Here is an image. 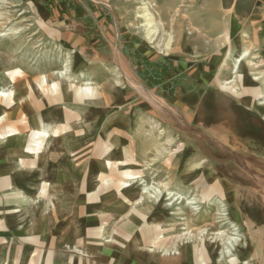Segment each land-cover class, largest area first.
<instances>
[{
	"label": "rangeland",
	"instance_id": "1",
	"mask_svg": "<svg viewBox=\"0 0 264 264\" xmlns=\"http://www.w3.org/2000/svg\"><path fill=\"white\" fill-rule=\"evenodd\" d=\"M47 1L53 10H47L45 0H0V85L7 82L6 76L8 82L15 80L11 73L16 69L35 76L56 72L61 75L55 74L57 80L80 84L86 80L81 74L86 56L102 52L117 38L130 78L123 73L115 77L120 87H138L137 101L134 108H116L119 122L107 125L129 132L126 141L146 148L144 170L137 171V179L143 178L151 194L160 190L166 246L196 241L204 264L208 255L216 264H264V123L248 124L242 110L246 107L264 118V104H257L264 99L249 89L263 86L264 78H251L264 72V32L259 42L242 43L250 51L235 72L234 58L242 46L236 49L225 37L215 36L223 28L209 24V19L218 14L191 0ZM149 17L162 23L163 33H183L184 51L194 55L185 53L182 61L193 62L194 73L177 72L176 58L164 53L145 60L143 55L156 44L147 35ZM74 31L86 32V47L69 37ZM90 65L95 71L102 64ZM94 76L112 75L96 70ZM191 89L201 97L200 104L193 106L195 98L182 93ZM110 93L106 90L105 96ZM156 205L152 201V207ZM232 234L240 240L232 255H223L225 238Z\"/></svg>",
	"mask_w": 264,
	"mask_h": 264
},
{
	"label": "crops",
	"instance_id": "2",
	"mask_svg": "<svg viewBox=\"0 0 264 264\" xmlns=\"http://www.w3.org/2000/svg\"><path fill=\"white\" fill-rule=\"evenodd\" d=\"M45 2L47 10H53ZM191 4L218 14L209 19V24L223 28L214 35L234 48L260 41L264 9L257 0ZM146 24L149 41L156 44L143 55L145 60L164 53L176 58L177 72L194 73L196 65L182 61L185 53L194 55L184 51L183 33H163L156 18L149 17ZM101 25L105 30L106 24ZM114 26L118 35L116 22ZM68 34L86 47V32ZM114 45L107 43L102 52L86 56L81 72L86 80L80 84L57 80L55 74L61 75L56 72L35 76L18 69L11 73L15 80L8 82L3 71L7 82L0 85V264H204L196 241L166 246L165 208L146 190L143 178L137 179V171L144 170L146 148L126 141L129 132L107 125L119 122L116 108H134L138 90L120 87L115 75H128L130 68L117 38ZM93 61L102 64L95 71ZM96 70L112 76L95 77ZM85 86L89 89L81 90ZM106 90L111 91L107 96ZM182 93L195 98L193 106L200 104L195 89ZM243 108L245 122L264 123ZM152 201L158 206L152 207ZM206 264L216 263L208 255Z\"/></svg>",
	"mask_w": 264,
	"mask_h": 264
},
{
	"label": "bare ground",
	"instance_id": "3",
	"mask_svg": "<svg viewBox=\"0 0 264 264\" xmlns=\"http://www.w3.org/2000/svg\"><path fill=\"white\" fill-rule=\"evenodd\" d=\"M147 35H149V33L147 34ZM249 55V50H248V48H245V49H243L236 57H235V60H234V67H233V69L235 70V72H237L238 70H239V68H240V65H241V63H242V61L243 60H245L246 58H247V56ZM264 78V72H262V74L261 75H254V76H252V78H251V80L252 81H258V80H260V79H263ZM230 83L231 82H228V81H224V83H223V85H230ZM234 89H236V88H234ZM249 89H251L250 90V93L252 94V95H254V96H256V95H260L261 96V98L262 99H264V81H263V86H262V88H258V91L256 90L257 89V87H253V86H251V87H249ZM236 93L237 94H240V92H237L236 91ZM257 104H260V105H263L264 104V101H260V102H257ZM146 190L149 192V189L148 188H146ZM145 191V190H144ZM150 193V192H149ZM151 194V193H150ZM151 195H153L152 197H154V198H158V196L160 195V190L158 191V193L155 195V194H151ZM166 195H169L168 193H166L165 194V196ZM151 197V196H150ZM195 197V196H194ZM193 197V198H194ZM175 197H173V199H174ZM178 198V197H177ZM137 199V198H136ZM179 199V198H178ZM138 200V199H137ZM189 200V199H188ZM193 200V199H192ZM215 200V199H214ZM213 201V200H212ZM220 201V200H219ZM189 203H190V200H189ZM191 203H193L192 201H191ZM195 203V202H194ZM165 205L166 206H168L169 204H167V203H165ZM212 205V204H211ZM194 206V205H193ZM219 206V205H218ZM225 206V205H224ZM194 208V207H193ZM221 208V207H220ZM219 208V209H220ZM196 209V208H195ZM222 209V208H221ZM220 213V212H219ZM220 215V214H219ZM222 215L226 218V219H228L227 220V222L228 223H233V221L231 220V218H230V216L227 214V212H223L222 211ZM185 217V216H184ZM221 217V216H220ZM222 221V220H221ZM231 225V224H230ZM233 227V226H232ZM235 227H236V225H235ZM231 229V228H230ZM207 232V231H206ZM240 235V234H239ZM243 236V235H242ZM184 240V239H183ZM240 240V238H239V236H238V234H232V235H230V236H227L226 238H225V242H224V245H223V247H222V251H221V253L223 254V255H226V254H231V250H232V248H233V246H234V244L236 243V242H238ZM246 248H248V245H246L245 246ZM206 255H208V254H206ZM232 255V254H231ZM208 258V257H207ZM223 258V257H222ZM219 260H220V258H219ZM218 260V261H219Z\"/></svg>",
	"mask_w": 264,
	"mask_h": 264
},
{
	"label": "built area",
	"instance_id": "4",
	"mask_svg": "<svg viewBox=\"0 0 264 264\" xmlns=\"http://www.w3.org/2000/svg\"><path fill=\"white\" fill-rule=\"evenodd\" d=\"M259 3V6L264 9V0H257Z\"/></svg>",
	"mask_w": 264,
	"mask_h": 264
},
{
	"label": "trees",
	"instance_id": "5",
	"mask_svg": "<svg viewBox=\"0 0 264 264\" xmlns=\"http://www.w3.org/2000/svg\"><path fill=\"white\" fill-rule=\"evenodd\" d=\"M210 105V104H209ZM209 107H211V106H209Z\"/></svg>",
	"mask_w": 264,
	"mask_h": 264
}]
</instances>
